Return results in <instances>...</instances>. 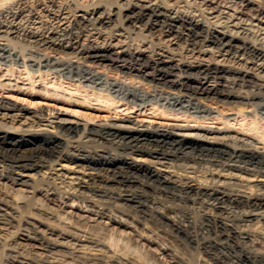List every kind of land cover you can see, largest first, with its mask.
<instances>
[{
    "label": "bare ground",
    "instance_id": "6f19581e",
    "mask_svg": "<svg viewBox=\"0 0 264 264\" xmlns=\"http://www.w3.org/2000/svg\"><path fill=\"white\" fill-rule=\"evenodd\" d=\"M11 5L0 17V66L56 74L98 98L133 109L149 103L162 116L181 114L196 123L154 125L122 116L81 121L73 113L0 95V223L37 224L33 239L47 240L45 248L54 252L63 246L48 241V234L95 241L77 223L110 229L111 223L132 228L151 221L183 231L176 214L184 211L185 222L206 223L204 246L220 253L208 252V264H264V136L258 135L264 133L258 115L264 100V0ZM49 48L65 55L72 50L76 60L52 56ZM102 65L117 71L116 77L100 71ZM121 73L147 83L124 81ZM203 100L239 107L236 113L250 128L233 130L224 112ZM213 114L220 125L205 123ZM146 190L172 191L178 204L166 208L145 198ZM145 230L139 237L154 243ZM114 236L99 246L111 250L119 243ZM90 246L73 250L86 257ZM14 247L6 264H31ZM133 252L131 262L152 264Z\"/></svg>",
    "mask_w": 264,
    "mask_h": 264
},
{
    "label": "rangeland",
    "instance_id": "374dc122",
    "mask_svg": "<svg viewBox=\"0 0 264 264\" xmlns=\"http://www.w3.org/2000/svg\"><path fill=\"white\" fill-rule=\"evenodd\" d=\"M15 2L16 0H0V17H2L3 15L2 11L4 6H12L11 4L14 5ZM45 51L47 53L51 52L50 54L52 56H57L59 58L61 56H67L73 58V60H76V58H74L75 55L71 52L72 50L67 51L69 53L68 55L59 53L57 51L52 52L50 48L46 49ZM99 69L100 71L105 70V72L108 73L109 76L116 77L115 72L117 71L111 69V67L102 65ZM117 76L121 77L124 81L127 82H132L133 80L134 82L140 81L141 83L138 85L147 83V81H142V78L135 76L132 77L131 75L124 73H121ZM147 86L148 85H146L145 87ZM163 88L167 91L169 90L167 87ZM0 95L7 96V98L12 99V101L23 103L25 105L29 104L34 106L35 104L38 107L50 106L60 109L61 111H64L71 115L73 113V116L80 119L81 121H84V119L94 118L96 119L95 122L98 123L101 119H106V117L122 116L129 117L132 119H138L141 121L143 120L144 123L152 122L154 125L160 123L182 124L186 123L187 121H190V123L192 124L196 123L194 122V119L186 118L181 114L175 115L174 113H172L162 116L159 112H156L150 106L149 103L139 105L135 109H133L129 108L128 105H123L122 102L114 103L111 100H107L105 98H98V96L93 94L91 91H86L85 89L79 87L78 85H74L73 83L70 84L68 79L61 78L56 74L47 75L46 73L41 74L36 72L34 75H29L24 66L22 65L0 66ZM203 102L208 105H211L218 111L220 110L219 112H224V114L228 117V121L230 122H228V124H230L233 130H244L246 132L247 129L250 128V126L247 125L248 123L242 120V118L236 113L239 107H236L237 109L230 110L233 105H224L220 102L214 103L213 101L208 100H203ZM261 105L258 109V115L263 118L262 120H264V100H262ZM214 116L216 115L213 114L210 115V117H207L209 119H205V123L212 124L214 126L220 125L219 123L221 121H216V119H212L214 118ZM91 123L94 122L91 121ZM262 123H264V121H262ZM248 133L254 134V132ZM258 135L264 136L263 130H259ZM143 192L145 198H151L152 200H156L165 207L167 206L166 208H169L173 205L176 206L178 204L176 197L172 195V191L167 192V194L166 192L158 193L153 192L152 190H146V192ZM135 214L136 216L141 215L140 212ZM176 215L178 217L177 219L182 221V223L177 224L183 227V231H178L176 227L173 226V224L171 223H153L151 221H148L147 223H132V228H127L124 225H115L114 223H111L109 225L110 229L99 228L100 230L97 227L95 228L90 226V223H80L81 225L75 223L77 226L79 225L81 229H86L85 231L89 233L86 234L94 237L95 241L93 243L87 244L86 242H83L82 244L81 241L73 240L68 237L62 238L58 233H55L51 236L48 234V241L56 242L60 244V246H63L59 247L61 248V251L58 250L59 252L57 250L54 252L47 250L44 246L47 240L41 242L40 244V242L36 241V239H33V230L35 228H38L37 226H35L37 224L21 223V225H19L20 223H0V226L3 228L2 230L0 228V234H2L0 235V264H6L13 259L12 254L14 253L11 252L10 248L14 246V248H17L16 250L19 256H23L24 258L29 259V262L31 264H135L127 258L128 255L130 256L131 253H134V249L139 250V252L141 251L140 253L145 255V257L147 256V260H149L152 264H202L198 260L199 257L200 259L203 258V260H205L207 264L213 263V260L210 259L208 252H212V255H218L220 257V253L216 249H210L208 247L205 248L204 246V237L210 235V232L207 231V228L205 227L206 223L185 222L186 219L184 216V211H177ZM143 224H145L146 226H144ZM113 225L116 228H114ZM87 226L89 227L87 228ZM146 227L149 229L147 230L149 231L147 233H150V236L154 240V243H151L146 238L143 239L139 237L138 234L146 232ZM95 230H97L100 234L97 233V231ZM108 234H111L113 236L115 235L114 237L119 240V243H115L116 245L113 244L114 247L111 246V250L106 247H102V245L99 246V243L107 241V237H109ZM100 235H104L105 237H100ZM51 237L54 239H50ZM103 238L107 239L103 240ZM62 242L63 244H61ZM128 244L130 247H132V250H130L132 252H127L126 245ZM81 245H91L90 247L93 248V250L91 249V253H88L89 257L80 256L73 250L76 247H81ZM131 255L133 256L134 254ZM52 257L56 259L53 260Z\"/></svg>",
    "mask_w": 264,
    "mask_h": 264
}]
</instances>
